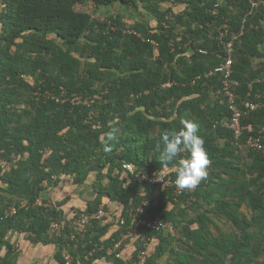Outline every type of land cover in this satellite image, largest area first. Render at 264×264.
<instances>
[{"label":"trees","instance_id":"16d2710c","mask_svg":"<svg viewBox=\"0 0 264 264\" xmlns=\"http://www.w3.org/2000/svg\"><path fill=\"white\" fill-rule=\"evenodd\" d=\"M219 1L213 17L206 10ZM170 3L186 8L164 21L169 11L160 6ZM248 11V0H0V264H16L12 233L54 246L57 264H65L62 250L71 264H133L142 251L144 264H264V157L248 151L249 163L234 167V148L221 142L228 132L216 127L229 113L209 100L222 89L213 37L226 20L230 30L244 29L232 53L236 106L243 112L245 103L264 104V5ZM179 32L200 41L208 56L173 50ZM183 119L200 125L211 164L207 178L174 201V186L161 192L123 174L120 164L148 174L168 166L175 181L176 162L161 163L156 149ZM241 124L242 144L248 136L264 141L263 109L243 114ZM113 128L116 139L105 151L104 134ZM64 182H90L94 199L74 210L70 195L42 197ZM154 191L158 202L140 218L162 219L172 231L130 227L131 212ZM102 199L124 209L121 217L93 220L76 233L72 222L97 211ZM8 208L16 215L6 217ZM55 221L59 233L50 229ZM224 221L225 231L218 226ZM127 243L133 250L122 261Z\"/></svg>","mask_w":264,"mask_h":264},{"label":"clouds","instance_id":"9594fccd","mask_svg":"<svg viewBox=\"0 0 264 264\" xmlns=\"http://www.w3.org/2000/svg\"><path fill=\"white\" fill-rule=\"evenodd\" d=\"M222 4H223V1H219L218 3H215L214 5H212V7L210 9L206 10L207 13L213 17H217L219 14V9L222 6ZM248 4H249V2H248ZM262 5H264V4H262ZM262 5H260V6H262ZM188 7H189V5H188ZM160 8L164 12L169 11L164 16V21H166V20H172V12L173 11H175L176 9L183 11L182 9L185 10L186 5H180V4H174L173 5V3H172L171 5H161ZM214 9L216 10L215 12H217L215 14H213ZM256 10H254V12ZM249 12H250V4H249V11H248L247 15L251 16L254 13L253 12L251 15H249ZM221 24H226L228 26V23L226 20H224V22H222ZM229 30H230V28H229ZM240 30H242V32H244L243 27H241L238 31H240ZM230 31H232V30H230ZM238 31H232V32H238ZM242 35H243V33H242ZM175 38H176V43H174L173 41H170L169 45L173 50H176V52H180L182 49L186 48L189 50V54L191 56L192 55H195V56L197 55V56H202V57L208 56L209 51H207L206 49H203L200 46V41L194 39L193 37L191 38L190 36L184 35L183 32H179L175 36ZM216 38H217V36H216V30H215L213 40L216 42V47L218 49H220L217 46ZM146 42L148 44H150L152 47L157 48V45L155 43H153L152 41L148 40ZM181 43H183V44L181 45ZM233 52H234V49H233ZM154 53L156 54L155 51H154ZM221 54H222V52L220 49V52L218 54H216V58L219 60V64L217 65L218 67L215 68L214 72H219L218 69H219L220 65L223 63V58L221 57ZM231 71H232V73L230 76V82L232 83V86H233V85H236L234 82H232L233 65L231 67ZM208 72H209V75H211V71L209 70ZM207 76H208V74H205V78H207ZM222 81H223V76L221 74V84H222ZM194 83L196 84V82H193L192 84H194ZM170 86H171V84L166 83L161 88L168 89V88H170ZM232 86H231V91H232ZM232 94H233V92H232ZM220 95L223 97V100L219 99ZM209 97H210L209 100H210L211 105L213 103L220 104V105L223 104L224 108L229 113V117H227L228 119L223 120L216 127H219L221 130L228 132V136H225L224 140L222 139L221 142H228L234 148V157L237 158L236 160H234L233 158L231 159V162L234 164V167L235 168H241L242 167V161H245V163H247V164L249 163L250 159H248L249 158L248 154H247L248 151L255 152V153H261L264 157V141L261 139V137H259V136H256V137L248 136L247 139H245V141L243 142V144L241 143V140H242L241 119H240L241 134L236 141L233 138V132L224 127V123L229 122L230 117H231V113L225 105L226 98L223 95V85H222L221 91H217L216 94H211ZM233 97H234V94H233ZM234 102L236 105L235 97H234ZM202 107H204V106H202ZM239 112L243 115V112H241V111H239ZM242 115H241V117H242ZM181 125H182V127L177 131H172V132L165 131L162 134L161 140H160V144H162L163 147L161 148L160 144H158L157 149H156L158 152V160L161 163L167 165V164L176 162V179H175V181H173V179L169 176V173L171 170L168 166H163L160 170H158L152 174H148V173L144 172L143 170L138 169V167L132 163L121 162V164H120L121 172L123 174L130 175L129 173L125 172L122 169V164H124V163L132 164L136 167L137 171L145 173L147 176V179L144 181H139V180L135 179V177L133 175H130L136 181H138L140 183L148 182L150 184H153L149 180L154 179L157 176V174H160V172H162L166 169L167 171L165 173V177L167 179H169V184L164 186L163 188H161L160 184H158V185H159L161 192H163L166 187L174 186V190L172 193V196L174 197V201H176V198L180 194H182V190H192L195 187H197L202 180L206 179L207 175H208L207 168L211 164V160H210L209 155L207 153V150L204 146L205 141L199 135L200 125L197 122H194V121L188 120V119L181 120ZM216 127H213V128H216ZM261 132H264V131H262V129H261ZM115 133H116V129L113 128L109 132L104 134L106 137V139L103 141V143L105 145V151H111V148L108 146V143H109V141H114L116 139ZM248 138H259L260 144H261V149L254 151L251 148H249L247 146ZM181 154H186V156L183 158H180ZM153 185H156V184H153ZM155 193L157 194V196L154 200H152V197ZM158 197H159L158 191H154L152 193V195L150 196V198L146 201L141 202L140 205L142 203L147 202L148 203L147 206L149 204L154 206L158 202ZM101 206H103V208L106 210L104 205H101ZM243 208H244V206H243ZM135 210L133 213L131 212L130 217L133 216V214L135 213ZM106 212H107V210H106ZM112 218H117V217L111 216L109 219H112ZM144 220H146V219H144ZM121 221L124 222V220L122 218L120 219L119 223ZM225 223L226 222L224 221L222 224L224 225ZM124 224H125V222H124ZM167 230L172 231V228L168 226ZM128 233H130V230L128 231ZM145 254H146V252H145Z\"/></svg>","mask_w":264,"mask_h":264},{"label":"built area","instance_id":"2783aa9c","mask_svg":"<svg viewBox=\"0 0 264 264\" xmlns=\"http://www.w3.org/2000/svg\"><path fill=\"white\" fill-rule=\"evenodd\" d=\"M250 4V12L249 15H251L254 10H256L260 5L264 4V0H248ZM216 8V7H215ZM214 9L213 14L217 13ZM242 30L238 32H232L229 30V27L226 24H221L218 27H216V40H217V46L221 49V57L223 58V63L219 67V72L223 76V95L226 98L225 105L227 109L231 113V117L229 122L224 123V127L228 130H231L233 132V138L236 141L240 134H241V126H240V119H241V113L238 111L235 102L234 97L231 91L232 83L230 82V76H231V67L233 65V59H232V53L234 49V43L237 41V39L242 36ZM168 86V85H167ZM244 111L243 114H248L254 111H257L258 109H263L264 111V104L260 103H245L243 107ZM262 131H264V125L262 127ZM247 146L251 148L254 151L261 149V144L259 138H248ZM122 169L129 173L130 175H133L135 179L139 181H144L147 179V176L143 172L137 171L136 167L132 164L124 163L122 164ZM166 169L160 174H157V176L154 179L149 180L153 184H160L161 188L169 184V179L165 177ZM157 194L155 193L152 197V200L156 198ZM37 205H42L40 199H37L36 201ZM146 203H142L136 210L133 216L131 217L130 221V227L133 225H141L149 230H157L159 228H168V226L163 222V220L159 218H155L152 221L141 219L140 216L143 214L144 208L147 206ZM26 205V202H22L20 208L24 207ZM16 209L8 208L5 210L4 215L6 217H11L16 215ZM111 215L106 212V210L103 208V206H100V208L91 213L90 215H81L79 216L75 221L72 222L71 226L74 229V231L78 234L86 232L90 228L91 222L93 220L95 221H102L104 219H109ZM121 225H124V222H120ZM61 228V224L58 221L52 222L50 224V229L52 232L59 233V230ZM62 257L65 261V264H71V257L69 254L62 250ZM146 261V254L144 251L140 252L137 255V260L133 264H144Z\"/></svg>","mask_w":264,"mask_h":264},{"label":"crops","instance_id":"0c3cea01","mask_svg":"<svg viewBox=\"0 0 264 264\" xmlns=\"http://www.w3.org/2000/svg\"><path fill=\"white\" fill-rule=\"evenodd\" d=\"M244 162L245 161H242V164ZM65 183L66 182L58 185V190L56 191L44 193L42 197H49L53 199L57 197L61 199L65 195H70L72 199L74 198L73 200L79 202L76 203L75 201H73L72 203L71 201L68 204L69 208L73 207L74 210H82L86 203L94 199L95 193L90 186V182L83 186H77L74 188L67 186ZM101 205H104L107 212L114 217H121L122 213L124 212V209H122L119 205L113 204L107 199H102ZM133 236L136 237L135 231L133 232ZM8 239L10 243L13 244L14 248L18 251L16 264H57L55 260L56 249L54 248V246L32 245L20 233H12L11 235H9ZM132 250L133 248L131 243L124 244L121 252L118 255L119 258L122 261L129 260Z\"/></svg>","mask_w":264,"mask_h":264},{"label":"rangeland","instance_id":"374dc122","mask_svg":"<svg viewBox=\"0 0 264 264\" xmlns=\"http://www.w3.org/2000/svg\"><path fill=\"white\" fill-rule=\"evenodd\" d=\"M109 13H110V14H116V10H112V11H110ZM95 17H96V18L98 17V19L102 20V19L104 18V14L100 12V13L96 14ZM151 25H153V24H151ZM239 211H241L242 213L247 212V211L243 208V206L239 209ZM218 226L221 227V229L225 231V230H227V229H224V228H222V227L224 226L225 228H227V227H228V224H227V222H226V223L223 225V224H220V222H218Z\"/></svg>","mask_w":264,"mask_h":264}]
</instances>
